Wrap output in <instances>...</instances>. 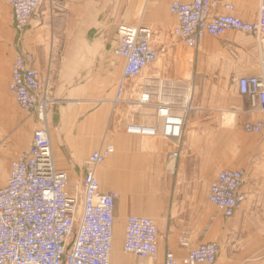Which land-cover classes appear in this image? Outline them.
I'll return each instance as SVG.
<instances>
[{
	"label": "crops",
	"instance_id": "crops-1",
	"mask_svg": "<svg viewBox=\"0 0 264 264\" xmlns=\"http://www.w3.org/2000/svg\"><path fill=\"white\" fill-rule=\"evenodd\" d=\"M173 1H46L25 31L18 32L11 5L0 0V187L12 162L29 150L35 129L42 126L9 89L15 57L30 53L40 73L39 96L52 101L48 126L56 167L67 172L68 190L80 203L85 162L102 146L115 147L96 168L101 189L118 194L112 264H164L168 248L184 264L191 248L209 241L221 246L213 264H264V132L247 134L243 129L246 121L264 119V113L238 87L241 76L260 72L262 43L254 34L230 30L188 48L173 35ZM226 3H233L244 20L256 21L260 0H221ZM219 11L225 12L222 6ZM120 24L150 27L159 53L152 66L129 82L127 94L150 91L153 102L192 103L175 162L170 161L175 147L169 140L126 131L131 122L157 123L154 106L114 102L125 65L114 54ZM236 51L241 76L231 74ZM222 62L224 71H216ZM226 168L245 171L246 200L231 217L209 200L212 181ZM131 215L157 222L156 259L124 251Z\"/></svg>",
	"mask_w": 264,
	"mask_h": 264
},
{
	"label": "built area",
	"instance_id": "built-area-1",
	"mask_svg": "<svg viewBox=\"0 0 264 264\" xmlns=\"http://www.w3.org/2000/svg\"><path fill=\"white\" fill-rule=\"evenodd\" d=\"M12 7L14 27L23 32L40 7L58 0H7ZM222 6L225 12H220ZM169 10L177 17L173 35L191 49L199 47L208 36L221 37L230 30L254 34L259 42L264 36V0H260L256 21L236 15L233 3L221 0H174ZM118 45L114 54L125 59L123 77L115 103L135 107L152 105L158 121L155 124L131 122L126 131L147 137L169 140L175 149L170 161L180 154L181 138L187 115L192 110L188 101L153 102L150 91L127 94L128 84L141 76L159 57L152 45L153 31L142 24H120ZM33 54L20 52L14 59L9 89L17 103L37 116L42 123L35 129L29 150L14 160L6 184L0 187V264H112L114 243V207L118 194L101 189L96 168L115 151L112 144L102 146L85 162L82 201L68 190L67 172L56 167L48 108L52 101L39 96L41 78L33 66ZM240 93L251 106L264 113V57L260 72L238 79ZM248 134L264 132V119L246 121ZM245 171L226 168L219 172L210 186L209 200L226 217L233 216L246 200L243 191ZM159 228L154 218L128 217L123 249L140 257H158ZM182 242H185L184 239ZM217 241L191 248L184 264H213L220 253ZM264 257V256H263ZM164 264H179L175 252L168 248Z\"/></svg>",
	"mask_w": 264,
	"mask_h": 264
},
{
	"label": "rangeland",
	"instance_id": "rangeland-1",
	"mask_svg": "<svg viewBox=\"0 0 264 264\" xmlns=\"http://www.w3.org/2000/svg\"><path fill=\"white\" fill-rule=\"evenodd\" d=\"M262 44H260V48H259V52L260 53H263L264 54V36H263V39H262V42H261ZM233 57H234V60H233V72H231V74L234 76V75H242V74H244V71H242L241 70V63H240V61H239V53H238V51H236L235 52V54L233 55ZM217 66V65H216ZM219 66V67H218ZM218 66H217V68L215 69L216 71H218V70H220V69H222V71H224V68H225V65H224V63L222 62V63H220V64H218ZM252 66L253 65H247L246 66V68H252ZM249 70V69H248ZM229 74V73H228ZM248 75L249 74H251V72H248L247 73ZM246 133V132H245ZM248 134V133H247ZM244 157H247V156H244ZM1 178V177H0Z\"/></svg>",
	"mask_w": 264,
	"mask_h": 264
}]
</instances>
